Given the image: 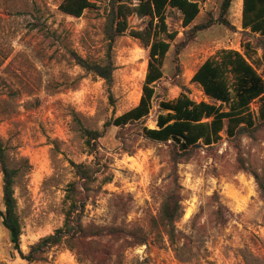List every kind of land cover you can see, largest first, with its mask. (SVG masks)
Masks as SVG:
<instances>
[{"label": "rangeland", "instance_id": "1", "mask_svg": "<svg viewBox=\"0 0 264 264\" xmlns=\"http://www.w3.org/2000/svg\"><path fill=\"white\" fill-rule=\"evenodd\" d=\"M62 1L0 0V139L10 167L18 170L14 189L22 251L27 254L31 245L62 227L66 188L78 179L73 164H82L96 179L88 192L85 224L135 227L147 234L144 245L117 244L106 264H264V197L253 176L264 186V125L235 138L224 130L218 143L201 145L177 166L184 214L176 223L182 235L175 245L151 229L170 187L171 147L142 134L145 127L155 129L158 116L166 114L160 103L184 91L196 102L213 103L191 80L222 49L244 53L250 43L255 67L263 74L264 39L242 28L243 0L232 2L227 17L232 28L215 25L198 33L179 55L176 46L188 30L218 18L222 0L199 1L200 15L189 28L183 27L180 11L168 8V30L178 36L155 85L150 115L123 129H105L93 153L82 128L102 132L108 121L138 105L149 51L128 33L116 40L110 93L102 79L83 70L71 55L95 62L106 58L110 0H91L92 7L79 18L62 13ZM147 22L128 19L130 30H142ZM259 105L253 102L251 110L256 113ZM218 203L233 214L223 228L213 222ZM48 257V262L22 260L0 216V264H94L80 262L64 248L53 249Z\"/></svg>", "mask_w": 264, "mask_h": 264}, {"label": "trees", "instance_id": "2", "mask_svg": "<svg viewBox=\"0 0 264 264\" xmlns=\"http://www.w3.org/2000/svg\"><path fill=\"white\" fill-rule=\"evenodd\" d=\"M199 1L206 0H110L111 7L105 26L108 41L106 58L102 62H95L76 53L71 54L78 66L102 79L111 93L115 71L111 51L116 40L128 33L140 40L149 51L147 74L138 105L108 121L102 132L82 128L86 145L92 153L103 137L105 129L109 127L123 129L145 120L150 115L156 95L155 85L163 78V66L171 49V42L178 36L177 32H169L166 12L168 8L180 11L183 15V27L189 28L200 15ZM232 2L233 0H222L218 18L211 17L188 30L186 39L176 46V54L179 55L198 33L215 25L232 28L227 18ZM92 5L91 0H63L59 10L66 15L79 18ZM131 16L147 20L146 27L142 30H130L128 19ZM242 28L264 39V0H243ZM254 53L250 43L244 46V53L227 49L218 51L199 67L191 80L200 85L205 96L213 103L196 102L184 91L175 100L160 103V108L166 114L158 116L155 129L147 127L142 129L145 138L170 145L174 165L170 175V187L164 194L159 214L152 218L151 229L158 238L164 233L174 245L181 239L182 232L176 223L183 217L184 208L177 166L191 159L201 145L212 146L218 143L224 130L228 138H235L245 132L253 133L264 125V70L263 74L258 73L254 64L256 61ZM255 101L260 102L256 113L251 110V105ZM216 103L220 105L217 106ZM223 105L228 107L227 110ZM73 166L78 179L68 184L66 188L65 219L62 227L31 245L25 254L21 248L22 225L14 189L18 170L10 167L6 147L0 139L4 204L0 216L9 241L22 260L28 263L48 262V255L53 249L64 248L75 253L80 262L106 264L111 260V251L115 250L117 244L122 242L119 246L122 248L126 244L132 246L146 243L147 234L140 228H125L116 224L107 226L85 224L88 192L91 191L90 184L96 179L86 166L82 164ZM253 176L264 197L263 184L257 174ZM212 215L213 222L220 228L225 227L233 216L221 203H218Z\"/></svg>", "mask_w": 264, "mask_h": 264}]
</instances>
